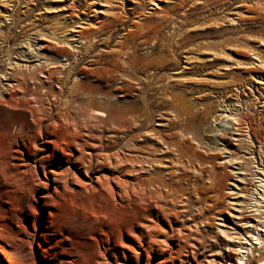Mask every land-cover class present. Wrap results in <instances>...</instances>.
I'll list each match as a JSON object with an SVG mask.
<instances>
[{"label":"rangeland","instance_id":"1","mask_svg":"<svg viewBox=\"0 0 264 264\" xmlns=\"http://www.w3.org/2000/svg\"><path fill=\"white\" fill-rule=\"evenodd\" d=\"M154 1L157 7L152 0H0V74L9 62L25 70L21 60L33 56L26 52L36 39L63 36L72 19L89 26L82 49L58 45L49 57L73 56L77 65L53 68L54 93L38 103L55 117L68 107L79 123H98L85 116L91 100L100 110L134 109L128 131L120 119L98 132L134 201L61 190L47 208L52 190L40 172H0V264L234 263L219 232L228 227L220 225L230 222L241 174L250 175L253 191L264 176V0ZM106 6L107 16L92 12ZM159 59V73H147ZM88 83L108 103L80 87ZM72 88L78 93L68 99ZM223 109L235 110L250 139L233 145L231 125L214 121ZM138 217L157 229H140ZM108 243L114 252L102 249Z\"/></svg>","mask_w":264,"mask_h":264},{"label":"bare ground","instance_id":"2","mask_svg":"<svg viewBox=\"0 0 264 264\" xmlns=\"http://www.w3.org/2000/svg\"><path fill=\"white\" fill-rule=\"evenodd\" d=\"M151 3L157 7L154 0ZM92 12L94 15L107 16L108 6L93 8ZM230 21L234 22L232 19ZM66 23L69 27L63 36H58L56 32H52L53 36H39L36 39V49L28 48L26 53H33V56L23 58L25 61L21 60L24 62L22 67L25 70H20L18 63L9 62L5 71L0 74V172L19 173L23 171L25 173L33 170L37 175L40 172L43 181H45L41 182L42 185L46 188L49 186L52 190V193L47 196L49 199L45 204L47 208L52 207L53 195L58 194L61 190L77 193L82 189L84 192L102 198H107L109 195L118 205L121 203L116 199L117 197L121 198L122 195L130 200L128 202H133L131 186L113 173L115 171L112 170L120 165L113 162L114 156L110 153L111 148L103 143L104 136H100L98 132H102L103 130L100 128L106 127L109 121L114 124V121L120 119H123V128L128 131L132 124L131 117L134 109L109 105L100 110L93 106L91 100L86 107L85 116L90 120H97L98 123L85 121L79 123L76 118H69L70 113L65 109L68 107L61 109L55 117L50 112L51 108H44L41 102L38 103L41 98L48 100V96H52L54 93L51 91L53 88L49 87L54 74L53 68L66 69L77 65L73 56L64 59L63 62H54L49 54L58 49V45L60 48L77 53L85 43L81 33L89 28L88 24L83 23L84 26H81L72 19H68ZM255 59L259 61V58ZM141 62L142 60L137 58L135 64ZM154 62L157 67L146 71L152 75L158 74L159 70L163 68L161 59L154 60ZM259 64H264V61H259ZM66 72L68 78L70 70L67 69ZM78 75L81 74L78 73ZM73 86L77 89L78 80L74 82ZM65 87V83H63V88L59 90L60 95ZM80 87L86 88L88 94L97 93L95 96H99L100 100L108 103L107 96L98 93V85L88 83L80 84ZM68 93V99H71L78 91H74L72 88ZM56 96L60 97L58 94ZM73 103L75 111L83 116V110L86 108L79 106L75 99ZM226 111L223 109L221 113L216 114L214 121L223 120L231 125L233 133L230 135L234 141L233 145L236 146L238 143L250 139L249 133L244 129L245 126H242L237 115L232 113L235 110ZM219 150L231 158L229 162L233 165L236 164V161L232 159V151L227 149L226 145H223ZM241 162L237 161L238 164ZM122 163L129 164L131 160L125 157ZM127 173H131V171L127 170ZM241 175L243 177L237 180L240 183L237 185L239 191L231 194L233 198L229 204L232 211L230 222L228 225L227 223L220 225L228 227L227 231L220 230L219 232L224 235L228 244V260L234 261L229 264H252L253 262L264 264V176L263 178L257 177V184L253 191L251 178H248L250 175ZM84 179H92L94 182L90 184ZM253 192L257 193L252 200ZM48 214L50 215L51 212L49 211ZM139 218L138 223L137 221L135 223L140 229L148 232L157 229V227L147 224L146 220L141 221ZM129 236L127 234V239H130ZM105 247L109 249L106 250ZM116 248L123 251L128 249L127 246L119 245ZM102 249H105V252H114L110 243L104 245ZM0 253L6 258V252L1 246ZM103 253L104 251L100 250V254Z\"/></svg>","mask_w":264,"mask_h":264}]
</instances>
